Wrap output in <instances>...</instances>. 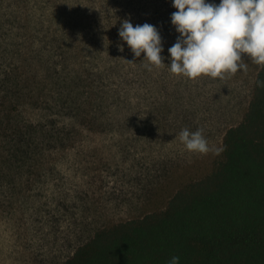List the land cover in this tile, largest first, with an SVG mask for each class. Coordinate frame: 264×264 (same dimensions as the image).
I'll return each instance as SVG.
<instances>
[{
	"label": "trees",
	"instance_id": "trees-1",
	"mask_svg": "<svg viewBox=\"0 0 264 264\" xmlns=\"http://www.w3.org/2000/svg\"><path fill=\"white\" fill-rule=\"evenodd\" d=\"M9 1L0 12V206L45 221L84 206L85 173L105 171L91 134H111L114 158L126 129L142 143L129 149L142 205L70 242L61 264H167L173 255L180 264H264V65L243 118L223 123L212 168L149 190L146 181L178 171L161 145L201 125V76L169 71L179 36L172 0ZM125 19L157 26L165 64L135 57L118 34Z\"/></svg>",
	"mask_w": 264,
	"mask_h": 264
},
{
	"label": "rangeland",
	"instance_id": "rangeland-1",
	"mask_svg": "<svg viewBox=\"0 0 264 264\" xmlns=\"http://www.w3.org/2000/svg\"><path fill=\"white\" fill-rule=\"evenodd\" d=\"M8 2L10 1L0 0L1 13L6 11L4 5ZM215 2L219 3V0ZM243 59L247 64L246 71L237 70L234 74L225 73L223 77L215 78L210 75L201 76L199 127L203 130L209 150L205 153L188 151L179 139L180 130L175 131L176 137L172 143L161 145V155L173 158L178 171L169 173L166 178L162 176L157 184L146 181V189L162 190L171 175L177 176L175 182L169 183L170 189L177 181L202 177L212 168L220 156L222 125L228 120L238 122L243 118L259 67L252 63L247 54H243ZM29 112L31 116H41L31 108L28 109L27 113ZM118 132L124 137L122 141L126 149L117 153L114 158L109 148L114 140L111 134L109 132L91 134L89 140L91 153L95 154L99 166L105 171L85 173L84 180L91 192L87 202L80 204L84 206L73 208L69 214L62 215L61 220L53 218L51 221H45L41 213L38 220L35 216L31 217L29 210L18 209L11 213L8 207L0 206V264H61L70 242L82 236L88 237L99 226L126 219L137 213L138 205H142L137 194L139 189L137 170L140 165L134 169L138 165H136L138 159H134V153L130 154L129 149L132 151L134 148L132 144L142 146V143L128 139L130 132L127 133L126 129ZM138 155L141 154L138 152ZM147 176L150 177V173H147ZM149 202L152 203L150 200ZM150 203L147 205H151Z\"/></svg>",
	"mask_w": 264,
	"mask_h": 264
},
{
	"label": "clouds",
	"instance_id": "clouds-1",
	"mask_svg": "<svg viewBox=\"0 0 264 264\" xmlns=\"http://www.w3.org/2000/svg\"><path fill=\"white\" fill-rule=\"evenodd\" d=\"M172 6L177 11L171 13V23L179 36L168 48L171 73L195 79L246 71L243 54L252 63L264 65V0H172ZM118 34L135 57L144 54L146 67L165 64L157 26L147 22L134 26L125 19ZM178 136L188 151L209 150L202 129L184 128ZM167 264H180V257L171 256Z\"/></svg>",
	"mask_w": 264,
	"mask_h": 264
}]
</instances>
